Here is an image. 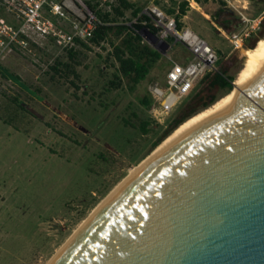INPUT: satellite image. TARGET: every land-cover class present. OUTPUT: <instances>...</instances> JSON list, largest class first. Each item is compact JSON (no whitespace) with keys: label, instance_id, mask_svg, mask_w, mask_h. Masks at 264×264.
<instances>
[{"label":"rangeland","instance_id":"rangeland-1","mask_svg":"<svg viewBox=\"0 0 264 264\" xmlns=\"http://www.w3.org/2000/svg\"><path fill=\"white\" fill-rule=\"evenodd\" d=\"M126 1L139 9L137 16L128 9L109 17L99 45H35L28 56L0 58V264H48L171 121L212 95H225L214 90L192 97L203 75L171 112L152 116L149 87L164 86L169 70L190 55L152 25L146 7L156 6L203 38L226 76L235 77L264 35V0ZM182 2L188 6L177 22ZM0 17L8 18L4 11ZM243 17L259 25L243 38L253 47L234 50L231 37L243 33ZM129 34L139 38L133 52L142 61L150 51L159 55L137 85L120 76L112 54Z\"/></svg>","mask_w":264,"mask_h":264},{"label":"water","instance_id":"water-1","mask_svg":"<svg viewBox=\"0 0 264 264\" xmlns=\"http://www.w3.org/2000/svg\"><path fill=\"white\" fill-rule=\"evenodd\" d=\"M52 262L264 264V59L221 117L123 184Z\"/></svg>","mask_w":264,"mask_h":264},{"label":"built area","instance_id":"built-area-1","mask_svg":"<svg viewBox=\"0 0 264 264\" xmlns=\"http://www.w3.org/2000/svg\"><path fill=\"white\" fill-rule=\"evenodd\" d=\"M86 1L109 17L118 3V0H0V11L8 16L7 19L0 17V58L10 53L28 56L35 45L61 50L75 49L79 45L77 40L88 43L95 29L106 23L87 6ZM146 18L161 30L164 37H172L190 55L188 61L175 64L169 70L164 86L152 84L149 87L154 103L150 112L157 118L171 112L189 93L196 79L216 71L218 55L203 38L187 28H178L174 19L156 6L146 7ZM242 21L246 24L243 33L231 37L234 50L243 46V38L259 25V21L245 17Z\"/></svg>","mask_w":264,"mask_h":264},{"label":"trees","instance_id":"trees-1","mask_svg":"<svg viewBox=\"0 0 264 264\" xmlns=\"http://www.w3.org/2000/svg\"><path fill=\"white\" fill-rule=\"evenodd\" d=\"M87 6L100 18V20L104 23L107 22L109 18V14L101 13L100 10H96L94 6L90 4L89 1H86ZM188 6L187 2H182L179 6L178 15L176 16L177 22L180 18H182L185 15L184 8ZM131 9L132 14L134 16H137L139 9L134 8V6L130 3H128L126 0H118V3L115 7H113V13L112 16H123V12L125 10ZM139 17L138 19H140ZM146 19L145 17L141 18ZM140 19V21H141ZM107 25H100L98 26L93 34V37L89 40L90 42H93L96 45L100 44V41L104 39L105 30L109 29L106 27ZM137 26V28H139ZM177 27L180 28V23H177ZM119 31L124 30L125 27L120 26L118 27ZM260 28L264 29V18L260 22ZM262 37V36H261ZM261 37L257 38L260 39ZM250 38V37H249ZM139 40L138 37H131L129 34L126 39L123 40V46L124 47H114L113 48V57L115 61L118 64V72L122 78H127L132 85H137L141 81H143L146 77V75L149 72V69L151 68L152 64L156 62V60L159 59V55L155 51H150L146 55L148 56L143 61L140 57H137L135 53L133 52V45L134 41ZM256 40V41H257ZM79 45L87 47V43H83L80 41H76ZM244 46L246 47H253L248 43V40L245 41ZM253 48L250 49V53ZM249 53V55H250ZM248 55V56H249ZM234 79V76H226L225 70H218L216 68V71H210L206 73L203 78L201 79V82L199 84V87L197 91L194 93L192 97L200 98L202 94L208 93L210 91H222L223 95L227 94L232 89V81ZM222 96V95H221ZM191 97V98H192ZM202 98V97H201ZM219 97H216L215 95H212L207 101H204L201 103V105L197 108H192L188 112L181 114L179 117L174 119L170 122L169 126L166 128L164 133L161 137H159L155 143L153 144L152 149L157 146L164 138H166L174 129H176L181 123H183L186 119L194 115L195 113L206 109L207 107L211 106L214 102L218 100ZM147 123L143 122L140 126V130L143 134L147 133Z\"/></svg>","mask_w":264,"mask_h":264},{"label":"bare ground","instance_id":"bare-ground-1","mask_svg":"<svg viewBox=\"0 0 264 264\" xmlns=\"http://www.w3.org/2000/svg\"><path fill=\"white\" fill-rule=\"evenodd\" d=\"M264 59V35L258 39L252 49L251 55L246 60L242 68L239 69L232 81V89L229 93L222 96L211 106L203 109L181 123L176 129H174L166 138H164L157 146H155L144 158H142L135 166L129 169L127 175L123 177L120 182L105 196V198L98 204L90 217L85 220L80 227L74 232L70 240L56 253L51 262L54 261L67 245L74 239L77 233L85 225V223L117 192V190L149 164L153 159L171 147L174 143L188 134L190 131L197 129L219 117L231 105L235 94L242 90L249 80L253 77L256 70L260 66ZM53 263V262H52Z\"/></svg>","mask_w":264,"mask_h":264},{"label":"crops","instance_id":"crops-1","mask_svg":"<svg viewBox=\"0 0 264 264\" xmlns=\"http://www.w3.org/2000/svg\"><path fill=\"white\" fill-rule=\"evenodd\" d=\"M185 18V16H183V18L181 20H183ZM184 22V21H183Z\"/></svg>","mask_w":264,"mask_h":264}]
</instances>
